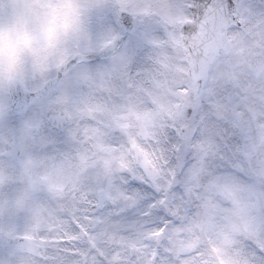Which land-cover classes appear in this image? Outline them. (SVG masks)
<instances>
[{"label": "snow or ice", "instance_id": "obj_1", "mask_svg": "<svg viewBox=\"0 0 264 264\" xmlns=\"http://www.w3.org/2000/svg\"><path fill=\"white\" fill-rule=\"evenodd\" d=\"M156 8L153 20L125 16L106 48L63 68L88 85L74 98L79 114L30 127L40 143L71 149L64 155L78 165L53 185L56 207L37 209L9 236V254L33 264H196L202 237L216 247L223 212L212 194L252 173L264 146V100L249 99L240 77L264 54V0ZM251 66L264 72V62ZM252 253L264 264V238Z\"/></svg>", "mask_w": 264, "mask_h": 264}, {"label": "clouds", "instance_id": "obj_2", "mask_svg": "<svg viewBox=\"0 0 264 264\" xmlns=\"http://www.w3.org/2000/svg\"><path fill=\"white\" fill-rule=\"evenodd\" d=\"M158 0H0V261L33 264L26 254H9L10 235H21L36 211L57 205L53 185L61 173L78 165L76 154L40 143L30 125L46 124L54 115L79 113L74 98L86 83L68 80L63 68L80 53L102 51L125 16L153 20ZM264 62L254 53L240 77L249 99L264 100V72L251 65ZM85 67L98 72L102 65ZM264 146L255 154L253 171L235 179L228 190H216L213 203L223 215L217 223L216 247L201 238L205 254L196 264H256L252 246L264 238ZM201 213L205 210L197 209ZM229 234L224 239L223 233ZM219 248V251L216 248Z\"/></svg>", "mask_w": 264, "mask_h": 264}]
</instances>
